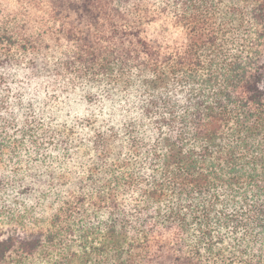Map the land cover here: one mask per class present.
<instances>
[{"label":"trees","instance_id":"trees-1","mask_svg":"<svg viewBox=\"0 0 264 264\" xmlns=\"http://www.w3.org/2000/svg\"><path fill=\"white\" fill-rule=\"evenodd\" d=\"M0 264H264V0H0Z\"/></svg>","mask_w":264,"mask_h":264}]
</instances>
